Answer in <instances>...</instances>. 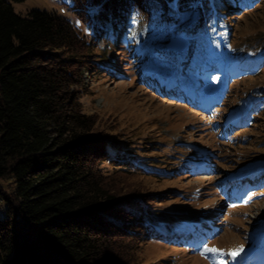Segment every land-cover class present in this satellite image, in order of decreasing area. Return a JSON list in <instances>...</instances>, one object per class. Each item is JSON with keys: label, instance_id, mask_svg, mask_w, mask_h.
<instances>
[{"label": "trees", "instance_id": "trees-1", "mask_svg": "<svg viewBox=\"0 0 264 264\" xmlns=\"http://www.w3.org/2000/svg\"><path fill=\"white\" fill-rule=\"evenodd\" d=\"M13 1L22 0H0V264H140V240L157 234L153 213L140 209L154 200L140 179L175 172L135 160L115 123L84 110L82 76L116 72L113 48L127 43L147 57L148 37L194 1L199 16L182 32L226 20L216 45L228 53L229 80L259 74L264 44H235L232 22L263 0H73L89 35L56 12L22 15ZM255 87L253 117L264 110V85ZM258 173L250 190L264 186Z\"/></svg>", "mask_w": 264, "mask_h": 264}, {"label": "rangeland", "instance_id": "rangeland-1", "mask_svg": "<svg viewBox=\"0 0 264 264\" xmlns=\"http://www.w3.org/2000/svg\"><path fill=\"white\" fill-rule=\"evenodd\" d=\"M12 4L22 15L32 8L64 15L83 34H90L72 10L73 0ZM195 4L178 11L176 23L148 37L147 57L127 43L113 48L116 72L85 71L80 99L84 110L115 123L135 160L175 172L140 179L154 198L140 209L153 213L155 231L160 233L140 240V264H264V187L248 191L247 185L239 184L237 188L243 189L239 192L233 187L236 179L227 178L247 172L248 180L257 169L264 171V110L251 115L261 105L259 91L253 89L264 85V69L230 83L220 68L205 74L207 84L196 86L197 75L205 68L223 63L226 54L216 43L227 24L213 16L199 31L182 32L198 10ZM232 23L235 44H264V0L236 15ZM175 36L189 40V47L196 44L188 68L181 64L182 53L163 50ZM230 117L234 124L228 122ZM105 164L111 165L109 160ZM204 244L223 254L200 255ZM240 245L244 251L233 260L227 252Z\"/></svg>", "mask_w": 264, "mask_h": 264}, {"label": "snow or ice", "instance_id": "snow-or-ice-1", "mask_svg": "<svg viewBox=\"0 0 264 264\" xmlns=\"http://www.w3.org/2000/svg\"><path fill=\"white\" fill-rule=\"evenodd\" d=\"M213 79H216L213 77ZM244 251V246L240 245L239 247L233 248L227 252V255L230 256L233 260L236 259V257ZM206 253H212V254H223L222 249H218L215 247H208L207 244L203 245V251L200 253V255H205ZM220 264H224L223 261L220 262Z\"/></svg>", "mask_w": 264, "mask_h": 264}, {"label": "water", "instance_id": "water-1", "mask_svg": "<svg viewBox=\"0 0 264 264\" xmlns=\"http://www.w3.org/2000/svg\"><path fill=\"white\" fill-rule=\"evenodd\" d=\"M198 11H194L191 15L190 22L194 21L197 17ZM189 42L181 37L171 38L166 47L170 50H185L188 47Z\"/></svg>", "mask_w": 264, "mask_h": 264}]
</instances>
